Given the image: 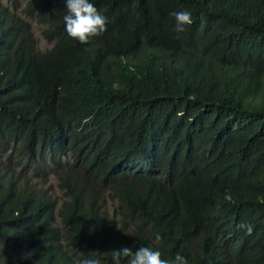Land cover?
I'll return each mask as SVG.
<instances>
[{
	"label": "trees",
	"instance_id": "trees-1",
	"mask_svg": "<svg viewBox=\"0 0 264 264\" xmlns=\"http://www.w3.org/2000/svg\"><path fill=\"white\" fill-rule=\"evenodd\" d=\"M0 264H264V0H0Z\"/></svg>",
	"mask_w": 264,
	"mask_h": 264
},
{
	"label": "clouds",
	"instance_id": "clouds-1",
	"mask_svg": "<svg viewBox=\"0 0 264 264\" xmlns=\"http://www.w3.org/2000/svg\"><path fill=\"white\" fill-rule=\"evenodd\" d=\"M5 2H6V0H5ZM48 157H49V153H47L45 155V158H48ZM53 185H55V187L57 188V190L54 189V186ZM46 187H50L53 195L56 194V196L57 195L58 196H61V191L62 190H61V188L58 185L57 179H54V178L51 177V180L46 184ZM61 203H62V200L59 199L58 202H57V204H56V206H59Z\"/></svg>",
	"mask_w": 264,
	"mask_h": 264
},
{
	"label": "rangeland",
	"instance_id": "rangeland-1",
	"mask_svg": "<svg viewBox=\"0 0 264 264\" xmlns=\"http://www.w3.org/2000/svg\"><path fill=\"white\" fill-rule=\"evenodd\" d=\"M37 29V28H36ZM38 45L40 46V47H44V48H46L47 47V44H46V42L43 40V39H39V41H38ZM54 186V189L55 190H57V188L55 187V185H53Z\"/></svg>",
	"mask_w": 264,
	"mask_h": 264
}]
</instances>
